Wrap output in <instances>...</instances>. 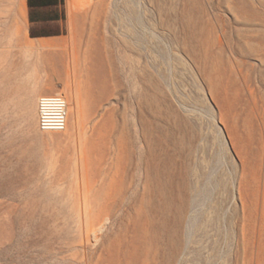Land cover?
<instances>
[{
    "label": "rangeland",
    "instance_id": "obj_1",
    "mask_svg": "<svg viewBox=\"0 0 264 264\" xmlns=\"http://www.w3.org/2000/svg\"><path fill=\"white\" fill-rule=\"evenodd\" d=\"M1 1L0 264H264V0Z\"/></svg>",
    "mask_w": 264,
    "mask_h": 264
},
{
    "label": "bare ground",
    "instance_id": "obj_2",
    "mask_svg": "<svg viewBox=\"0 0 264 264\" xmlns=\"http://www.w3.org/2000/svg\"><path fill=\"white\" fill-rule=\"evenodd\" d=\"M71 2H72V0H71ZM20 3H21V13H20V15L23 16V14H24V2H23V0H21ZM73 3L76 6H81L82 7V6H86L89 3V0H74ZM7 6L8 5H6V3L1 1L0 13L7 12ZM5 14H7V13H5ZM11 18H12V16L11 17L9 16L8 19L5 16V19H7V20H5L3 22L5 24V26H6L7 22H8V20H11ZM73 64H75V63H73ZM80 70H81V68L79 67L78 71H80ZM78 80L79 79H77V81H76V79H75L74 81H76L78 83L77 84L75 82L74 83H75L76 86L78 85V87H79V83L80 82ZM101 81L103 82V85H104L105 84L104 82L106 81V78L103 76ZM209 85H210V91H211L212 95L215 96V99L218 98V92H217V88H216L217 84H216V81L214 80V77H211V80L209 81ZM21 104H23V106L26 107V105H29V101L24 100V101L21 102ZM30 105L32 107L31 102H30ZM77 105L78 104H77V101L75 102V99H74V101L71 100V99H67L64 95L62 96L59 93H49V94H44V95L39 96L38 97V104H37V108H38V127H39V129L41 131H44V132L64 131L66 129V127H67L68 117L70 115H72L73 117L75 116V118H76L75 114H77V112H78V106ZM48 114H56L59 118H62L63 125H64L63 128L60 129V130H45V129H41L40 126H39V121H40L41 118L47 117ZM104 126H106V124L104 123V120H103L101 124H97V125L93 126V130H95V131L101 130L102 127H104ZM145 137L146 138L149 137V133L147 131H145ZM228 143L231 145V148L234 149L235 153L239 157L241 164H243L242 163V158H241V152L243 151L244 147L242 145L241 146L239 145L240 142H238V140L236 139V137L232 133H230V135H229ZM150 155H151V151H149L150 159L145 162V167H144L145 168V176H146V178L150 177L151 170H153L154 172L156 170V173L158 174L159 172L163 173V171L165 170V167H166V165L164 163L161 164L160 166H156L155 167L152 162L157 157H154V156L151 157ZM118 164H119V168H118V171H117V176L119 174L120 168H122V166H123V163H122L121 159H119ZM243 169H244V167H243ZM117 176L116 175L112 176V180H111L110 187H109V193H111L112 187L115 186L116 183H117ZM79 199L80 200L82 199V192H79ZM103 214L106 215L105 212H103ZM100 227L103 228L104 225L101 224Z\"/></svg>",
    "mask_w": 264,
    "mask_h": 264
},
{
    "label": "trees",
    "instance_id": "obj_3",
    "mask_svg": "<svg viewBox=\"0 0 264 264\" xmlns=\"http://www.w3.org/2000/svg\"><path fill=\"white\" fill-rule=\"evenodd\" d=\"M60 0H28V6L30 9V20L50 18L45 13H49L48 10H42L41 7H49L57 5Z\"/></svg>",
    "mask_w": 264,
    "mask_h": 264
},
{
    "label": "built area",
    "instance_id": "obj_4",
    "mask_svg": "<svg viewBox=\"0 0 264 264\" xmlns=\"http://www.w3.org/2000/svg\"><path fill=\"white\" fill-rule=\"evenodd\" d=\"M41 129L45 130H60L63 128V120L56 114H48L47 117H43L39 121Z\"/></svg>",
    "mask_w": 264,
    "mask_h": 264
},
{
    "label": "crops",
    "instance_id": "obj_5",
    "mask_svg": "<svg viewBox=\"0 0 264 264\" xmlns=\"http://www.w3.org/2000/svg\"><path fill=\"white\" fill-rule=\"evenodd\" d=\"M23 2H24V0H23ZM41 9L44 10L45 7H41ZM61 40L62 39H55V40H53V39H40V43H42V44H44L46 46H48V45L50 46L51 44H58V43H60Z\"/></svg>",
    "mask_w": 264,
    "mask_h": 264
}]
</instances>
